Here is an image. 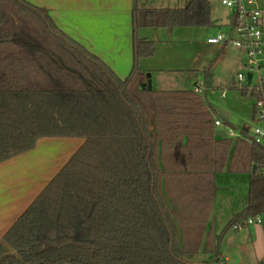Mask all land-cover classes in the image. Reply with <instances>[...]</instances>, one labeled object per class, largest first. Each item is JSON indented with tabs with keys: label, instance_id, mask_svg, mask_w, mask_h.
<instances>
[{
	"label": "trees",
	"instance_id": "obj_1",
	"mask_svg": "<svg viewBox=\"0 0 264 264\" xmlns=\"http://www.w3.org/2000/svg\"><path fill=\"white\" fill-rule=\"evenodd\" d=\"M132 22L133 66L122 79L46 10L0 0V162L41 137L85 138L4 235L0 264H193L200 251L210 256L203 264H223L224 233L264 214V144L243 130L217 136V118L233 124L194 88L139 87L138 61L156 47L137 30L217 25L209 1L135 6ZM235 24L232 15L226 29ZM201 72L212 87L210 68ZM224 171L248 174V198L217 233L210 217Z\"/></svg>",
	"mask_w": 264,
	"mask_h": 264
},
{
	"label": "crops",
	"instance_id": "obj_2",
	"mask_svg": "<svg viewBox=\"0 0 264 264\" xmlns=\"http://www.w3.org/2000/svg\"><path fill=\"white\" fill-rule=\"evenodd\" d=\"M26 1L46 10L63 32L100 57L122 79L129 75L133 66L134 29L132 12L134 7L137 6L141 9L185 7H169V5H172V1L175 2L176 0ZM252 1L253 5L259 6L257 0ZM231 20L232 11L230 10L226 20H215L219 26L216 30L197 31V33L203 34V37L207 38L214 36L225 30ZM177 27L181 26H143L137 30V36L140 39L153 41L156 47L153 56L141 57L138 61L142 71L139 77L140 85L146 84L157 72L169 71L170 61L173 62L175 67L184 65L186 62L178 54L172 53L171 55L160 56L163 59L161 63L158 55V46L171 43L173 41L172 34L174 35L173 29ZM183 27L194 28L199 26ZM207 43L218 45L217 48L212 47L211 49L214 51L219 49L218 57L225 56L227 46L230 44V42L209 43L208 41ZM234 48L237 49H235V52L240 51L246 56L244 49L237 46H234ZM211 50L209 49L206 56H213L214 51L211 53ZM165 63H167V66ZM196 69L198 68L194 66L190 68V70ZM254 104L252 106L253 119H257L254 114ZM217 115L222 117L218 113ZM84 142L85 138L81 137H41L32 149L0 162V241ZM241 210L236 211L234 215ZM256 226L250 231V240L253 242L257 237H260L264 242V222ZM220 257L222 261L228 258V256L224 257L222 253ZM259 258V261H263L264 254L260 255ZM209 260L205 259L201 263L203 264L204 261Z\"/></svg>",
	"mask_w": 264,
	"mask_h": 264
},
{
	"label": "rangeland",
	"instance_id": "obj_3",
	"mask_svg": "<svg viewBox=\"0 0 264 264\" xmlns=\"http://www.w3.org/2000/svg\"><path fill=\"white\" fill-rule=\"evenodd\" d=\"M209 1L212 18L216 21L226 20L230 9L222 4V0ZM188 2L189 0L172 1V5L169 7L187 6ZM257 4L264 9V0H257ZM218 27L217 24L210 27L181 26L174 28V35L172 34L173 37H171L173 41L158 46V55L160 57L172 53L178 54L186 62L184 65L175 67L170 61L169 71L157 72L150 78L152 89H193L196 85H202L204 87L202 94L216 110V113L230 121L233 117L238 119L237 124L231 126L234 132L242 135V129L247 128L248 133L252 135L256 127L264 129V119H253L252 106L256 99L250 92L244 95L240 90L242 85L248 86L247 83L238 80L239 73L245 74L247 72V55L244 56L240 51L235 52V45L233 46L230 42L225 51V56L218 57L219 49L211 50L212 47L217 48L218 45L208 44L207 37L197 33V31L216 30ZM209 49L211 53L214 51L213 56H206ZM162 62L163 59H161ZM165 65L167 66V63ZM192 66L198 68L196 69L198 73L195 72L196 70H190ZM205 68H210L213 87L204 86L205 77L201 71ZM234 84L237 87H234ZM222 93H225L224 97L221 96ZM247 198V174H233L224 171L216 176L215 199L210 217V224L213 225L215 232L220 233L223 230L234 213L246 205ZM262 222H264V216ZM259 224H245L239 229L230 228L224 233L221 241V253L228 258L223 260V264H264V260L259 261L260 255L264 254L262 238L257 237L253 242L250 240V231ZM205 259L209 260L210 256L200 251L194 256L192 263L202 264L201 262Z\"/></svg>",
	"mask_w": 264,
	"mask_h": 264
},
{
	"label": "built area",
	"instance_id": "obj_4",
	"mask_svg": "<svg viewBox=\"0 0 264 264\" xmlns=\"http://www.w3.org/2000/svg\"><path fill=\"white\" fill-rule=\"evenodd\" d=\"M252 0H222V4L232 11L235 17L236 24L233 28L220 31L214 36L208 37L209 43L231 42L233 45L245 50L247 55V72L239 73L238 80L248 84L250 90H255L262 94L260 99L255 102L256 118L264 119V41H263V20L264 9L252 4ZM230 30V31H229ZM248 73H251L250 80ZM245 85H242L243 87ZM194 91L198 93L204 92L202 85H196ZM225 93L222 94L224 96ZM217 129H224L227 136H241L234 132L230 125H225L224 122L217 118L215 120ZM244 131V129H242ZM252 141L264 144V129L256 127L253 134L250 135ZM264 214L250 216L244 220V225L261 223ZM242 223H237L233 229L242 227Z\"/></svg>",
	"mask_w": 264,
	"mask_h": 264
},
{
	"label": "water",
	"instance_id": "obj_5",
	"mask_svg": "<svg viewBox=\"0 0 264 264\" xmlns=\"http://www.w3.org/2000/svg\"><path fill=\"white\" fill-rule=\"evenodd\" d=\"M250 78H251V73H248V79L250 80ZM139 87H140V89L147 88L148 90H151L152 89L151 80L149 79L146 84L145 83L141 84V85H139ZM231 122H232V124H237L238 119L236 117H233ZM244 131L247 132L248 129L245 128ZM215 134L217 136L221 137V138H226L227 137V134H226L224 129H217ZM255 168H256V165L253 166V171L255 170Z\"/></svg>",
	"mask_w": 264,
	"mask_h": 264
}]
</instances>
